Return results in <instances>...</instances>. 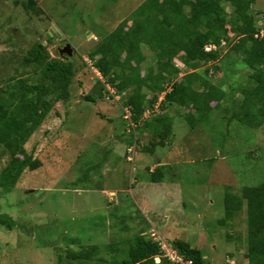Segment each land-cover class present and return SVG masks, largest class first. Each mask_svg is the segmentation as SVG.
I'll list each match as a JSON object with an SVG mask.
<instances>
[{"label": "rangeland", "instance_id": "374dc122", "mask_svg": "<svg viewBox=\"0 0 264 264\" xmlns=\"http://www.w3.org/2000/svg\"><path fill=\"white\" fill-rule=\"evenodd\" d=\"M144 1L34 0L33 10L28 0H0V89L17 79L39 82L41 72L23 63L39 42L52 57H64L76 68L70 99L57 103L25 144L42 167L25 170L16 187H0V215L7 220L0 224V264H120L139 233L189 241L202 249L207 264H248L246 207L233 221L220 223L227 194L241 198L244 186L264 182V124L253 128L231 119L234 101L242 99L240 88L251 82L242 55L224 60L216 73L235 98L226 97L195 127L184 117L189 108L167 107L159 97L142 121L169 111L173 135L154 148L159 136L142 124L131 126L120 97H113L111 86L106 96L100 73L88 66L89 52L122 21L132 22ZM226 8L232 10L229 4ZM251 10L262 18L264 0H255ZM63 39L73 46L72 56L60 54ZM142 51L146 76L156 59L148 45ZM174 64L178 79L207 69L214 79L213 64L186 66L183 57ZM141 91L148 108L156 92L145 85ZM8 160L3 154L0 172ZM158 166L164 179L153 182ZM90 245L98 251L81 259L76 251Z\"/></svg>", "mask_w": 264, "mask_h": 264}, {"label": "trees", "instance_id": "16d2710c", "mask_svg": "<svg viewBox=\"0 0 264 264\" xmlns=\"http://www.w3.org/2000/svg\"><path fill=\"white\" fill-rule=\"evenodd\" d=\"M254 2L145 0L134 10L132 22L122 21L89 52L93 66H88L100 73L106 86V96L109 92L107 87L111 86L115 90L113 97L120 95L121 108H130L134 123L139 127L142 124V128H149L159 136V140L153 143L154 148L173 135L174 117L169 111L142 121L147 110L154 112L159 97L163 96L161 104L167 107L177 103L189 108L184 117L195 127L226 97L230 101L235 98L232 90L227 93L222 87L216 73L223 69L220 63L224 60L242 55L243 64L249 67L251 82L240 88L242 99L234 101L236 106L232 109L231 119L257 128L264 124V36L256 34L264 30V14L262 18L256 17L251 10ZM227 4L232 7L230 12L227 11ZM27 7L35 10L34 0H28ZM185 7H189V14L185 12ZM52 38L47 35L46 41ZM210 44L217 48L207 51L206 46ZM143 45H148L156 59V66H150L146 76L142 75L141 70L145 60ZM177 57H183L186 66L197 62L213 64L214 79L207 77L209 69L206 70L207 74L192 70L178 79V67L175 68L174 64ZM23 63L32 66V71L41 72V79L34 84H29L28 79L12 80L6 88L0 89V161L3 154L9 155L8 163L0 172V187L8 189L18 185L25 170L33 171L42 167V161L33 158L25 144L55 105L70 99V86L76 75L74 63L64 57H52L43 42L28 50ZM196 83L209 89L201 90L195 86ZM143 85L156 92L155 98L148 102L150 108H146V94L141 91ZM130 88L132 93L128 95ZM87 98L92 101L95 99L90 95ZM4 148L7 149L5 153ZM152 173L153 182L163 177L159 166ZM242 206L247 211L245 258L248 264H264V182L244 186L241 198L227 194L226 214L220 223L226 225L227 221H233ZM6 223L7 220L0 215V224ZM228 238L231 240L232 234L228 233ZM166 240L194 264H207L202 249L189 241ZM96 247L90 245L85 247L86 250L76 253L81 259H89L98 251ZM69 252L71 254L72 251ZM161 252L158 242L139 233L120 264H174L166 257L157 263L155 256Z\"/></svg>", "mask_w": 264, "mask_h": 264}, {"label": "built area", "instance_id": "2783aa9c", "mask_svg": "<svg viewBox=\"0 0 264 264\" xmlns=\"http://www.w3.org/2000/svg\"><path fill=\"white\" fill-rule=\"evenodd\" d=\"M261 35L264 36V30H261L260 33H257L256 36ZM216 45L210 44L206 46V50L207 51H211L212 49H216ZM112 92L114 93V91L112 90ZM126 109V113L127 114H131V117L128 118L131 121V124L134 123L132 121V112L130 110L129 107H125ZM126 115V114H125ZM132 147H129L128 151L130 153H132ZM129 160L132 159L131 156L128 157ZM152 238L154 241L158 242L161 248V254L155 256V261L157 263H161L163 258L166 257L168 258L171 262H173L174 264H194V262L190 259H186L181 253L180 251L174 247V245L172 243H170L169 241L161 238L160 236H156L155 233H152Z\"/></svg>", "mask_w": 264, "mask_h": 264}, {"label": "water", "instance_id": "95a60500", "mask_svg": "<svg viewBox=\"0 0 264 264\" xmlns=\"http://www.w3.org/2000/svg\"><path fill=\"white\" fill-rule=\"evenodd\" d=\"M63 41H66V39H63ZM60 50V54L63 55V54H67V56H72L73 55V46L67 42L66 46L64 48H61L59 49Z\"/></svg>", "mask_w": 264, "mask_h": 264}, {"label": "clouds", "instance_id": "9594fccd", "mask_svg": "<svg viewBox=\"0 0 264 264\" xmlns=\"http://www.w3.org/2000/svg\"><path fill=\"white\" fill-rule=\"evenodd\" d=\"M112 90L115 92V90L114 89H111L110 91L112 92ZM107 93H109V92H107ZM115 94V93H114ZM118 95V94H117ZM119 97H120V95H118ZM119 100H120V98H119ZM122 106V105H121ZM123 110H125V108H123ZM123 116H125V111L123 112ZM127 120H129V119H127ZM133 121V120H132ZM134 122V121H133ZM131 126H132V124H131Z\"/></svg>", "mask_w": 264, "mask_h": 264}, {"label": "flooded vegetation", "instance_id": "af4514ba", "mask_svg": "<svg viewBox=\"0 0 264 264\" xmlns=\"http://www.w3.org/2000/svg\"><path fill=\"white\" fill-rule=\"evenodd\" d=\"M66 44H67V42H66V41H64V42H61L60 46L62 45V47H60L59 49H61V48H64V47L66 46Z\"/></svg>", "mask_w": 264, "mask_h": 264}]
</instances>
